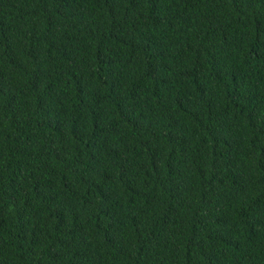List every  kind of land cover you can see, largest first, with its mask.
<instances>
[{"label":"trees","instance_id":"16d2710c","mask_svg":"<svg viewBox=\"0 0 264 264\" xmlns=\"http://www.w3.org/2000/svg\"><path fill=\"white\" fill-rule=\"evenodd\" d=\"M0 264H264V0H0Z\"/></svg>","mask_w":264,"mask_h":264}]
</instances>
